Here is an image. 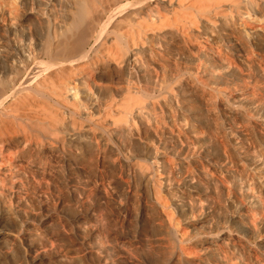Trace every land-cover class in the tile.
<instances>
[{
    "label": "rangeland",
    "instance_id": "374dc122",
    "mask_svg": "<svg viewBox=\"0 0 264 264\" xmlns=\"http://www.w3.org/2000/svg\"><path fill=\"white\" fill-rule=\"evenodd\" d=\"M66 6L0 0V65L22 28L33 42L47 26L52 36ZM98 14L69 100L42 71L0 105L12 126L0 117V221L17 235L14 258L28 238L43 264H264V0H100ZM64 128L88 137L45 136ZM209 237L213 253L197 245Z\"/></svg>",
    "mask_w": 264,
    "mask_h": 264
},
{
    "label": "bare ground",
    "instance_id": "6f19581e",
    "mask_svg": "<svg viewBox=\"0 0 264 264\" xmlns=\"http://www.w3.org/2000/svg\"><path fill=\"white\" fill-rule=\"evenodd\" d=\"M99 3H100V0H67V6L64 9L63 17L53 28L52 36L50 35L51 29L50 27L48 28L47 26L46 30H44L45 28L43 29L44 33H42V35L33 42L32 41L33 35L31 33V29H30L31 26H30L29 28L21 29L22 30L21 37L24 43H22L21 40L19 39V41L15 42L13 47L2 46V55H1L2 64L0 65V105L7 100L8 96L10 95L8 93L13 92L15 90V84L18 83L21 78H23L25 75L33 78L35 77L34 75L39 74V73L41 76L42 71L46 72L47 74L46 77L48 78V81H50L51 84L53 85L49 87L50 91H52L58 98L62 100H65V101L69 100L68 98H69V92H71V87H69L68 81L71 78V70H72L71 62L72 61L74 62V60L72 59L80 58V57L82 58L84 54L89 52V51L87 52V49H86L89 43V38L94 33V31H97L96 27H98L96 24V19H97V16H99L98 14ZM103 10L104 9H102V11ZM103 18H100V19H103ZM30 44L33 45L32 46L34 48L33 53L32 55L31 54L28 55L27 58H23L24 51H25V45H30ZM135 54H136V50H133V49L130 51L127 50L121 53L119 57L120 59L118 60L119 66H122L125 69H127L129 62L131 61L132 57ZM18 63L19 65H17ZM76 65H77V62H76ZM40 76L38 75L37 78ZM44 77L45 75H43V78ZM33 80H35V78H33L31 82ZM39 82H42V81L40 80ZM21 98H23V96ZM22 102L24 103V105L27 102L28 104H30L29 99L25 98V96H24V101ZM8 105H9L8 107L9 110H12V108L14 109V107L16 109L17 106H18V109L19 107L22 108V106H20L18 102H12ZM5 108L7 107L5 106ZM42 110L43 111L39 113L43 115V113L45 112V114L51 117L54 120V122H58V123L60 122V115L62 114V111L61 112L48 111L46 107H42ZM2 112L6 116L5 112L4 111ZM21 112L29 114V115L39 114L38 112H35V111L31 112L30 109L28 111L21 110ZM2 114L1 116L3 118ZM7 121L9 120L6 119V122ZM6 122L4 118L1 120V125L3 126V129L5 128L4 125L7 126V128L8 126L11 125V124L10 125L7 124L8 122L7 123ZM12 123L14 124V122ZM2 126H0L1 130H2ZM45 136L47 138L53 139V141H55L56 144H60V142L64 143L65 137L66 139H68V143L70 144L71 143L80 144V143H84L86 140V137H88L86 134L82 132H78L74 129L71 131V129H67V128H64L62 136H59V135L54 136L53 131L46 133ZM90 137L95 139L98 136L96 133H92L90 134ZM58 152L60 153L61 151L58 150ZM69 152H72V151L70 150ZM67 155L68 153H66V156ZM70 160L71 159H69V161ZM73 163L74 165H76V167H78L77 163L75 162ZM133 173L135 175H139L141 173V170L138 168H133ZM72 178L74 182H77V178L75 174L74 175L72 174ZM235 185L236 187L238 186L237 184ZM177 204L179 205L181 209H183L184 207L183 202L177 203ZM19 215L21 219L24 220L25 215H26L25 212L22 211L21 213H19ZM0 222H1L0 224V244L2 243V241L6 243L2 245V249L4 251L5 256L8 259H11V264H19V263L21 264V262L19 261L23 262V259L30 260L31 261L30 264L45 263L47 259L45 258V254L41 253L40 251L41 248H40L39 242L33 241L28 238H25V241H24L26 251L22 252V255L20 256V258L15 259L14 258L15 252L13 248H15L16 246H19L18 249L22 251L20 248L21 246L19 244V241L17 240V235L13 233L12 230L7 225L5 226L2 221ZM209 223L210 221L207 219L206 224H209ZM18 226H20V224H18ZM240 229L245 232H251L250 226H248L247 224H244L243 222L240 223ZM223 237L225 238L226 235H224ZM217 241H218V238L209 237L202 241L200 240L199 242H197V245L203 247L200 249L211 251L213 253L215 252L214 247ZM126 260L129 263H133L132 258L130 256H127ZM56 261L58 264H71V262H68V261H63V260H56ZM102 261L103 260L101 259L100 263ZM216 262L221 264V261L219 260H216Z\"/></svg>",
    "mask_w": 264,
    "mask_h": 264
}]
</instances>
